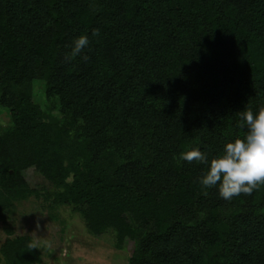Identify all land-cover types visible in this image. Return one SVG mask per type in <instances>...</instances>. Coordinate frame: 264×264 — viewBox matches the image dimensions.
<instances>
[{"label":"trees","instance_id":"1","mask_svg":"<svg viewBox=\"0 0 264 264\" xmlns=\"http://www.w3.org/2000/svg\"><path fill=\"white\" fill-rule=\"evenodd\" d=\"M0 106V218L34 170L127 264H264V0H0Z\"/></svg>","mask_w":264,"mask_h":264},{"label":"rangeland","instance_id":"2","mask_svg":"<svg viewBox=\"0 0 264 264\" xmlns=\"http://www.w3.org/2000/svg\"><path fill=\"white\" fill-rule=\"evenodd\" d=\"M34 99L43 102L44 89L41 85L35 87ZM8 115V110L0 106V130L8 125ZM24 173L30 187L38 195L27 193L3 212L0 218V247L7 238L28 235L39 249L40 264H127L133 240L125 239L123 248L119 250L111 247L108 241L86 234L78 214L68 206L51 203L47 193L53 188L43 175L34 170ZM0 264L3 262L0 261Z\"/></svg>","mask_w":264,"mask_h":264},{"label":"crops","instance_id":"3","mask_svg":"<svg viewBox=\"0 0 264 264\" xmlns=\"http://www.w3.org/2000/svg\"><path fill=\"white\" fill-rule=\"evenodd\" d=\"M90 259H92V258H90Z\"/></svg>","mask_w":264,"mask_h":264}]
</instances>
